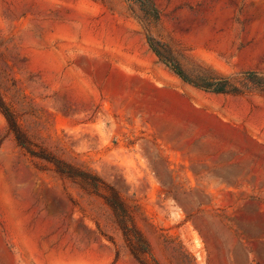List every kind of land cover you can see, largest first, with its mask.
Listing matches in <instances>:
<instances>
[{
  "label": "rangeland",
  "instance_id": "374dc122",
  "mask_svg": "<svg viewBox=\"0 0 264 264\" xmlns=\"http://www.w3.org/2000/svg\"><path fill=\"white\" fill-rule=\"evenodd\" d=\"M0 1V97L35 153L0 110V264H140L53 160L113 186L157 264H264V92L172 69L264 73V0Z\"/></svg>",
  "mask_w": 264,
  "mask_h": 264
},
{
  "label": "trees",
  "instance_id": "16d2710c",
  "mask_svg": "<svg viewBox=\"0 0 264 264\" xmlns=\"http://www.w3.org/2000/svg\"><path fill=\"white\" fill-rule=\"evenodd\" d=\"M150 46L154 52L159 55L151 44ZM172 69L186 82L215 93L244 95L252 93L253 91L264 92V73L250 71L243 74L237 82H233L231 78L226 77L219 78L212 83L199 84L191 81L178 64H173ZM0 110L7 121L8 129L13 133L17 143L31 155H35V153L29 149L28 142L20 129L15 115L1 97ZM52 162L57 171L67 174L72 178L79 177L85 187L89 188L91 192L97 194L106 202L114 213L126 246L140 264H157L147 239L134 221V211L132 207L113 186L108 185L95 174L78 171L76 168L66 165L61 161L53 160Z\"/></svg>",
  "mask_w": 264,
  "mask_h": 264
},
{
  "label": "bare ground",
  "instance_id": "6f19581e",
  "mask_svg": "<svg viewBox=\"0 0 264 264\" xmlns=\"http://www.w3.org/2000/svg\"><path fill=\"white\" fill-rule=\"evenodd\" d=\"M0 4H1V1H0ZM174 80L177 81L175 78H174ZM30 242H31L32 246H36V241H35V239L33 237L30 238Z\"/></svg>",
  "mask_w": 264,
  "mask_h": 264
}]
</instances>
